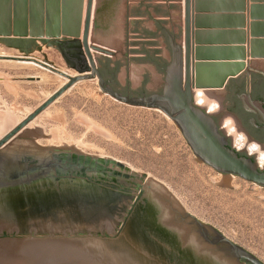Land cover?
<instances>
[{
  "label": "water",
  "instance_id": "95a60500",
  "mask_svg": "<svg viewBox=\"0 0 264 264\" xmlns=\"http://www.w3.org/2000/svg\"><path fill=\"white\" fill-rule=\"evenodd\" d=\"M0 4V19L6 16L0 20V37L43 41L56 49L67 67L62 71L32 57L0 55V61L31 64L65 80L0 138V202L25 198V202L37 203L43 195L80 196L87 189L96 190L92 194L99 193L100 187L91 188L85 180L93 174L99 176L96 170H102V166L129 171L140 181V191H145L153 200L141 208L137 221L140 227H121L117 236L101 231L99 236L0 237V264H240V261L264 264L187 213L161 181L130 171L112 159L46 148L34 138L20 135L76 84L94 81L103 94L116 102L162 112L179 129L199 163L220 174L237 176L264 187V167L230 147L213 116L194 102V89L221 90L229 80L264 65V35L261 34L264 22H254L252 18L258 6L251 7L253 22L248 25V41L243 38L241 46L234 49L212 48L200 46L209 33L194 31L195 21L200 24L202 18L194 17L192 0H184V9L179 6L177 15L182 18L183 12V24L181 20L174 23L178 31L162 27L171 54L162 76L161 93L131 96L116 91L112 82H106L100 73L101 57L113 59L117 52L93 38L95 0H86L84 18V0H0ZM226 52H236L232 60L235 62H225L222 57H226ZM26 79L41 80L39 76ZM57 169L65 175L63 179H69V175L70 179H76L71 193L65 188L60 191L44 188V180H55ZM97 178L92 179L97 181Z\"/></svg>",
  "mask_w": 264,
  "mask_h": 264
},
{
  "label": "rangeland",
  "instance_id": "374dc122",
  "mask_svg": "<svg viewBox=\"0 0 264 264\" xmlns=\"http://www.w3.org/2000/svg\"><path fill=\"white\" fill-rule=\"evenodd\" d=\"M106 3L107 0H95L93 38L99 43L98 31L105 24L100 9ZM5 19L6 16L0 20ZM157 41L162 55L169 60L164 38L159 35ZM4 54L32 57L67 70L56 49L43 41L0 37V55ZM233 55L232 59L222 58L235 62L232 60L236 52ZM105 59L101 57L100 61ZM30 76H39L41 80L26 79ZM162 76L152 63L140 59L129 67L120 64L118 72L120 86L125 88L130 83L134 96L156 93L162 87ZM63 80L31 64L0 61V106L11 115L2 133L33 112L62 86ZM25 135L43 147L52 142L50 149L70 144V148L58 149L112 159L130 171L161 181L187 213L264 263V187L220 174L196 161L179 129L162 112L126 106L103 94L96 82L83 81L21 134ZM24 199L0 202V237L99 236L101 231L110 234L108 223L114 230L119 228L110 219L96 220L94 216L89 219L87 215L92 210L88 204L76 202L72 196L44 197L37 203ZM43 204L45 209L40 207Z\"/></svg>",
  "mask_w": 264,
  "mask_h": 264
},
{
  "label": "flooded vegetation",
  "instance_id": "af4514ba",
  "mask_svg": "<svg viewBox=\"0 0 264 264\" xmlns=\"http://www.w3.org/2000/svg\"><path fill=\"white\" fill-rule=\"evenodd\" d=\"M160 36L164 38L166 46L169 51L170 47L168 43V37L165 31L162 29ZM157 52L150 57H146L147 62L152 63L161 74L164 75V69L168 65L169 61L162 55V50L158 48L159 44L156 43ZM119 63L106 58L100 61V73L106 82H112L111 86L118 92L123 94L129 93L133 95V90L130 83H127L125 88H122L118 78ZM162 89H159L157 93H161ZM217 96L218 105L214 107L211 114L216 121L220 131L227 137L229 146L239 152L240 156L251 157L257 161L258 156L249 153V148L244 146L242 140L235 139L227 132H225V119H230L237 126L238 131L242 134L248 143V145H256L258 149L264 152V65L255 66L249 70V74L243 72L239 77L229 80L223 89L215 90ZM151 95L150 93L142 92L139 96ZM206 111V109H204ZM224 121V122H223ZM230 125V123L228 124ZM234 134L236 131L231 130ZM236 142V143H235ZM238 143H242L238 145ZM239 146V147H238ZM244 148V149H242ZM102 170H96L99 176L96 180L91 181L86 178L85 182L87 186L93 188L100 187L101 192L92 194L90 192L96 190H86L85 195H75L72 199L76 202L87 203L92 212L87 217L98 219H110L114 222V226L122 228H138V219L142 211V207L149 205L153 200L145 195V191L141 192L138 188L141 184L137 177L132 175L129 171L123 168H115L110 166H102ZM58 171V169H57ZM55 180H44V188L47 190L60 191L65 188L71 193L70 190H75L76 179H63L64 174L55 173ZM75 180V181H74ZM48 187V188H46ZM59 193V192H58ZM39 196V195H38ZM71 196V195H70ZM41 197V196H39ZM44 199V195L42 198ZM38 199L39 201H41ZM45 209L43 204L40 206ZM162 215V214H161ZM124 218V219H123ZM162 221L161 217L159 218ZM209 241H213L211 236H208ZM240 264H247L244 261H240Z\"/></svg>",
  "mask_w": 264,
  "mask_h": 264
},
{
  "label": "crops",
  "instance_id": "0c3cea01",
  "mask_svg": "<svg viewBox=\"0 0 264 264\" xmlns=\"http://www.w3.org/2000/svg\"><path fill=\"white\" fill-rule=\"evenodd\" d=\"M192 2L194 17L202 18L200 24L195 21L194 31L209 33L207 39L200 43L212 48L234 49L241 46L243 38L249 40L248 25L253 22L252 6L259 7L252 15L254 22H264V0ZM105 6L100 9L105 24L100 26L98 34L101 35L97 36V40L117 52L112 61L129 67L135 59L147 61L146 57L157 52L156 43L162 27L169 30L174 28L179 14L178 7L181 6L183 11L184 0H107ZM181 23L183 24V12ZM174 30L177 31V28ZM262 32L264 35V28ZM226 54V59L234 58V52Z\"/></svg>",
  "mask_w": 264,
  "mask_h": 264
},
{
  "label": "bare ground",
  "instance_id": "6f19581e",
  "mask_svg": "<svg viewBox=\"0 0 264 264\" xmlns=\"http://www.w3.org/2000/svg\"><path fill=\"white\" fill-rule=\"evenodd\" d=\"M5 55V54H4ZM72 75H74V74H72ZM41 79V78H40ZM42 79H43V77H42ZM65 83V80H63V83H62V85ZM61 86V85H60ZM71 90V89H70ZM69 90V91H70ZM69 91H67V92H69ZM66 92V93H67ZM48 98V97H47ZM194 99H195V103H196V105L197 106H199V107H201V108H205L207 111H208V113L210 114V113H213L212 111L214 110V107H216L217 105H218V98H217V96H216V94H215V90H212V91H209V90H206V89H196V90H194ZM2 107H3V105H2ZM1 106H0V133H2V130H3V128H5V124H8V122H9V118H10V116L11 115H9L8 116V114L5 112L4 113V111H3V108H2ZM49 110V108L47 109V110H45L41 115H39L38 117H37V119L39 118V117H41L43 114H45L47 111ZM215 111L216 110H214V113H215ZM30 114V113H29ZM28 114V115H29ZM25 118V117H24ZM36 119V120H37ZM34 122H35V120L33 121V122H31L27 127H26V129H24L22 132H21V134H23L26 130L28 131L30 128H31V126L34 124ZM224 122V121H223ZM234 122V121H233ZM232 122V120H230L229 118L228 119H225V125L227 126V127H225V132H227V133H229L234 139H235V141L237 142V140L239 141V140H242V143L244 144V146H245V148L246 147H248L249 148V153L251 154H255V155H257L258 156V158H257V164H258V166H260V167H264V152L263 151H261L260 149H258L257 148V146L256 145H248V143L246 142V140H245V138H244V136L242 135V134H240V130L238 131V129H237V126L234 124ZM18 123V122H17ZM230 123V125H228ZM2 128V129H1ZM8 129V128H7ZM232 129H234L235 131H236V133H234V134H232L231 133V130ZM6 134V133H5ZM4 133L3 134H0V138L2 137V136H4L5 135ZM20 134V135H21ZM19 135V136H20ZM53 140V139H52ZM235 142V143H236ZM242 143H238V145H241ZM63 144H64V142H63ZM51 145V146H50ZM50 145H49V147H46V148H53V146H52V142H50ZM67 144H64V145H61L60 147H55L56 149H58V148H64V149H66V148H70L71 146H70V144H68L67 146H66ZM242 146V145H241ZM239 147V146H238ZM73 148V147H72ZM242 149H244V148H242ZM100 158V157H99ZM124 219V218H123ZM111 222V221H110ZM107 225V227H108V232L110 233V234H108L107 232H106V234H108L109 236H117L118 235V233H119V231H120V229H121V227H119L117 230H114V227H113V225L111 224V223H108V224H106ZM91 229V231L92 230H94V229H92V228H90ZM105 232V231H104ZM65 236V235H64Z\"/></svg>",
  "mask_w": 264,
  "mask_h": 264
},
{
  "label": "built area",
  "instance_id": "2783aa9c",
  "mask_svg": "<svg viewBox=\"0 0 264 264\" xmlns=\"http://www.w3.org/2000/svg\"><path fill=\"white\" fill-rule=\"evenodd\" d=\"M194 102H195V99H194ZM196 104V103H195Z\"/></svg>",
  "mask_w": 264,
  "mask_h": 264
}]
</instances>
